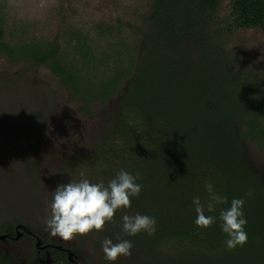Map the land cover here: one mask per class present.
Here are the masks:
<instances>
[{"label":"trees","instance_id":"16d2710c","mask_svg":"<svg viewBox=\"0 0 264 264\" xmlns=\"http://www.w3.org/2000/svg\"><path fill=\"white\" fill-rule=\"evenodd\" d=\"M132 3L127 12L123 1L113 0L112 19L84 26L69 19L76 12L63 10L61 1L37 31L21 21L23 15L12 18L6 0H0V58L8 65L48 71L87 118L116 101L106 118L89 128L88 149L45 176L37 159L48 99L30 91V102L40 101L39 111L15 115L14 121L26 126L18 127L22 144L14 160L9 156L10 165L0 156V236L17 225L38 230L26 221L37 200L42 202L40 180L52 183L53 192L83 179L107 185L125 170L138 176L142 190L129 209L116 213L115 224L88 234L98 241L97 249L106 238L125 239L133 245L126 258L133 264H264V173L252 167L250 154L264 160V70L249 69L245 52L229 47L234 33L264 34V0H149L147 8L142 0ZM224 6L229 16L222 13ZM127 13L139 28L131 38L120 17ZM24 79L0 80V93L5 85L16 86L17 93ZM5 100L0 113L25 108L20 100ZM0 152L5 155L6 148ZM208 183L228 203L212 213L205 207V214L217 219L202 229L195 224L193 199L207 205ZM233 199L245 201L248 241L228 250L219 212ZM124 214L155 218V233L127 236L121 228ZM44 232L45 240L60 243L47 228ZM29 256L38 264L33 247ZM99 257L110 264L103 251ZM49 260L70 264L56 249ZM11 263L9 254H0V264Z\"/></svg>","mask_w":264,"mask_h":264},{"label":"rangeland","instance_id":"374dc122","mask_svg":"<svg viewBox=\"0 0 264 264\" xmlns=\"http://www.w3.org/2000/svg\"><path fill=\"white\" fill-rule=\"evenodd\" d=\"M64 2L63 10L74 9L75 14L71 15L69 19L75 23H81L82 25H90V20L99 18L112 19L116 14L110 11L113 0H6L7 4L11 8L10 16L13 18H20L23 15L25 18H21V21L29 25H35L37 31L41 27L48 24L53 16L54 9L60 6V2ZM125 5L127 12L133 7L132 1L136 0H121ZM146 8L148 7L149 0H142ZM228 3V0H224ZM54 8V9H53ZM20 9V10H19ZM223 14L228 15L229 11L226 6L223 8ZM222 14V15H223ZM229 16V15H228ZM97 17V18H96ZM124 21V31L127 32L128 38L136 36L139 28L134 27L129 22V14L120 15ZM55 22V28L58 25ZM229 44V47L236 49L240 47L245 52L247 59V67L249 69L264 70V34L259 31H245L237 32L231 38H234ZM135 40V39H134ZM27 69L25 67H12L7 62L0 58V80L6 83H14L19 77H24V82L20 87V90L16 93L17 87L3 86V93H0V103L7 99H16L25 103V108H14L10 114L5 115L0 113V148H6V153L3 155L0 152L1 157H5L6 165H10V157L14 160L16 158L17 148L22 141L19 139L18 127H26L23 123L14 121L15 115L19 113L34 112L38 113V100L37 104L34 101V105L30 102L29 95L31 90H39L43 96L48 99L47 107L44 108V112L47 121L43 124L39 138L40 144H43V150L38 155V167L41 168L44 165V175L48 176L50 173H55L57 168L63 164L68 156H79L80 153L88 149L90 143L89 138L92 137L89 128L97 126L102 119L114 109L116 101L113 100L108 106L102 110H98L94 116L85 117L76 105L68 102L66 95L59 87L58 80L52 76L48 71L43 68L32 69L30 72H24ZM24 72V73H22ZM32 93V92H31ZM5 95H11L5 98ZM5 98V99H4ZM5 100V101H6ZM42 102L45 99L40 97ZM17 126V127H16ZM17 128V129H16ZM93 130V129H92ZM90 135V136H89ZM89 136V138H87ZM252 157V167L264 173V160L255 153H250ZM10 156V157H9ZM42 169V168H41ZM39 193L41 201L37 200L38 207L35 212L29 214L30 218L26 221L27 225L31 223L35 228H38L37 232L43 235V232L47 228V221L51 214V203L53 200L52 183L38 182ZM58 238L59 242L76 249L75 256L78 260H81L85 264H101L100 251L97 249L98 241L91 235L78 236L72 241H63ZM4 243H0V250H4ZM12 248L14 254L12 264H35L29 256V251L25 253V247L23 245H17ZM44 264H49L42 257ZM105 261V259H104ZM115 264H133L131 261L126 260L125 257H120Z\"/></svg>","mask_w":264,"mask_h":264},{"label":"clouds","instance_id":"9594fccd","mask_svg":"<svg viewBox=\"0 0 264 264\" xmlns=\"http://www.w3.org/2000/svg\"><path fill=\"white\" fill-rule=\"evenodd\" d=\"M137 179L138 176L134 177L129 172L121 170L107 185L83 179L80 182L57 186L52 192L51 214L47 221L49 234L63 241H72L78 236L103 232L106 225L115 224L116 213L125 212L131 207L132 198L139 196L142 186L136 183ZM205 188L209 196L206 206L199 197L193 199L195 224L202 229L211 227L217 219L212 215H206L205 207L208 213H212L216 211L217 205L228 203L226 197L214 191L211 183L206 184ZM244 204L243 199H233L230 207L220 209V227L228 237L226 240L228 250L242 248L248 241ZM121 220L122 231L127 236L134 237L141 232L151 236L155 233L156 220L153 217L124 214ZM132 247V243L125 239L113 243L111 239L106 238L102 242L104 258L110 264L120 257H130Z\"/></svg>","mask_w":264,"mask_h":264},{"label":"flooded vegetation","instance_id":"af4514ba","mask_svg":"<svg viewBox=\"0 0 264 264\" xmlns=\"http://www.w3.org/2000/svg\"><path fill=\"white\" fill-rule=\"evenodd\" d=\"M5 238L3 240H0V243H4L5 248L4 250H0L1 253H7L11 256L12 258V263H13V258L14 254L12 252V248L17 245H23L25 247V253L26 251L28 252L32 247L35 252V260L38 262V264H44L42 261V257L45 258L48 256L47 262L51 264L50 259V251L52 249H56L57 251H60L66 255L68 261L70 264H85L82 263L81 260H78L77 257L75 256V251L76 249L72 247H68L64 244L57 243L55 241L51 240H45L43 237H45V232H43V235L39 234V232L32 231L31 229H27L23 225H17L14 227L13 232L9 235H3ZM39 243V244H38ZM68 251H70L73 256L71 257V260L68 258ZM11 263V264H12Z\"/></svg>","mask_w":264,"mask_h":264},{"label":"water","instance_id":"95a60500","mask_svg":"<svg viewBox=\"0 0 264 264\" xmlns=\"http://www.w3.org/2000/svg\"><path fill=\"white\" fill-rule=\"evenodd\" d=\"M5 237L4 236H0V240H3ZM39 244V243H38ZM73 256V254L70 252V251H68V258H69V260L70 261H72L71 260V257ZM46 260H48V256L46 257Z\"/></svg>","mask_w":264,"mask_h":264}]
</instances>
